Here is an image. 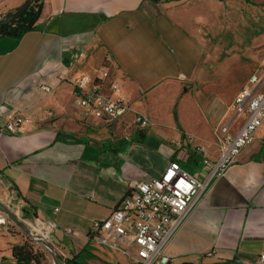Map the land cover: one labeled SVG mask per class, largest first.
<instances>
[{
  "label": "crops",
  "instance_id": "0c3cea01",
  "mask_svg": "<svg viewBox=\"0 0 264 264\" xmlns=\"http://www.w3.org/2000/svg\"><path fill=\"white\" fill-rule=\"evenodd\" d=\"M26 1L0 0V19ZM157 1L44 0L33 31L21 39L0 37V175L14 190L0 183L22 209L56 225L50 242L66 264H134L97 242L93 222L107 219L136 182L161 178L172 162L202 179L196 148L216 159L221 130L235 134L244 122L232 103L260 65L264 28L253 38L260 51L253 61L245 48L212 70H204L202 33L221 17L236 16L228 4L262 10L264 0H252L254 6L245 0ZM83 77L97 78L102 94L130 102L131 111L110 126L81 122L73 91ZM10 111L31 118L32 126L8 131ZM136 115L148 119L145 130L134 123ZM136 137L139 142L123 145ZM10 225L0 212V264H17ZM165 254L169 264L260 263L264 124L238 162L200 197Z\"/></svg>",
  "mask_w": 264,
  "mask_h": 264
},
{
  "label": "built area",
  "instance_id": "2783aa9c",
  "mask_svg": "<svg viewBox=\"0 0 264 264\" xmlns=\"http://www.w3.org/2000/svg\"><path fill=\"white\" fill-rule=\"evenodd\" d=\"M78 57L83 58V54ZM102 75L107 77L108 69H104ZM97 80L83 77L76 83L74 105L81 122L95 119L110 126L122 120L131 111V105L122 98L102 94ZM42 89L46 93L51 91L47 87ZM232 108L237 115L246 116L237 133L232 134L225 127L221 130L218 157L210 159L203 147L196 148L201 155L204 177L199 179L181 168L179 163L172 162L161 178L136 182L132 192L107 219L93 222L91 234L97 237L99 244L119 251L134 264H169L165 249L175 233L210 184L238 162L264 124V55L257 72L236 95ZM6 120V128L11 133L32 126L31 118L16 111L7 113ZM134 123L141 130L149 126L143 115H136ZM29 228L35 236L50 242L57 227L36 219ZM259 264H264V255Z\"/></svg>",
  "mask_w": 264,
  "mask_h": 264
},
{
  "label": "rangeland",
  "instance_id": "374dc122",
  "mask_svg": "<svg viewBox=\"0 0 264 264\" xmlns=\"http://www.w3.org/2000/svg\"><path fill=\"white\" fill-rule=\"evenodd\" d=\"M241 4H228V8L226 9L236 15L235 17L234 15L232 16V20L224 22V18L221 17L217 25L209 29H204L202 35L205 36L208 43V50L205 57L206 61L203 63L204 70L205 68L212 70L222 66L225 57L227 58L230 55L229 53L242 55V51L245 48H250L252 52L248 61H253L256 54H259L260 51H256L258 41L253 38L257 35L261 27L264 28V21H262L264 20V9L256 10L251 8V10H248L244 3L241 2ZM0 202L9 207L17 215L19 220L26 223L28 227L35 222V217L23 213L17 199L10 194L4 183H0ZM5 217L10 221L6 215ZM10 224L9 234L11 235L12 249L15 246H25L31 249L33 255L36 257V263L34 262L33 264H54L53 258L47 249L27 237L15 223L10 221ZM89 262H85V264H90ZM73 264H84V261H79V259L73 260ZM105 264H107L106 261Z\"/></svg>",
  "mask_w": 264,
  "mask_h": 264
},
{
  "label": "trees",
  "instance_id": "16d2710c",
  "mask_svg": "<svg viewBox=\"0 0 264 264\" xmlns=\"http://www.w3.org/2000/svg\"><path fill=\"white\" fill-rule=\"evenodd\" d=\"M157 3V0H151ZM224 2L226 0H218ZM247 3L254 6L252 0H245ZM44 0H35L34 3L17 19L0 25V37L3 38H13L21 39L25 34L33 31L36 27L42 10H43ZM139 142V138H133L128 141H124L123 145L129 147L130 145ZM13 258L17 264H33L36 263V257L33 255L31 249L25 246H15L12 249ZM68 264H73L69 262Z\"/></svg>",
  "mask_w": 264,
  "mask_h": 264
},
{
  "label": "water",
  "instance_id": "95a60500",
  "mask_svg": "<svg viewBox=\"0 0 264 264\" xmlns=\"http://www.w3.org/2000/svg\"><path fill=\"white\" fill-rule=\"evenodd\" d=\"M35 0H27L21 7H19L14 13L9 14L8 16H6L4 19H0V25L11 22L15 19H17L20 15H22L33 3ZM0 178L10 186V190L13 191V187L11 186V183L4 178L2 175H0ZM23 213L25 215H31V212L27 209V208H23L22 209ZM0 212L3 213L4 215H6L8 217V219L10 221H12L13 223H15V225H17L22 232L29 238H31L36 244L44 247L45 249H47L54 261V264H66L64 259L58 254V252L56 251V249L53 247V245L51 244V242L35 236L30 228L27 226L26 223H24L23 221L19 220V218L17 217V215H15V213L9 209V207H7L5 204L0 202ZM33 217L37 218V214L34 213Z\"/></svg>",
  "mask_w": 264,
  "mask_h": 264
}]
</instances>
